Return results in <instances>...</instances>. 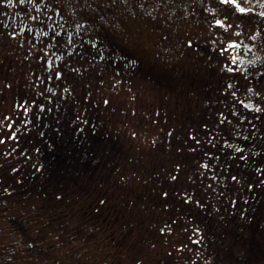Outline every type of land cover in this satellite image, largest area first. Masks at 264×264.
I'll use <instances>...</instances> for the list:
<instances>
[{
    "label": "rangeland",
    "instance_id": "1",
    "mask_svg": "<svg viewBox=\"0 0 264 264\" xmlns=\"http://www.w3.org/2000/svg\"><path fill=\"white\" fill-rule=\"evenodd\" d=\"M237 4L0 0V264H264V0Z\"/></svg>",
    "mask_w": 264,
    "mask_h": 264
},
{
    "label": "flooded vegetation",
    "instance_id": "2",
    "mask_svg": "<svg viewBox=\"0 0 264 264\" xmlns=\"http://www.w3.org/2000/svg\"><path fill=\"white\" fill-rule=\"evenodd\" d=\"M57 14H58V11L56 12ZM70 29L71 28H68V37H69V39H71V37H72V32L73 31H70ZM76 33H78V30H74ZM74 32V33H75ZM35 42H37V40L35 41ZM71 42L69 41V43L68 44H70ZM69 46V45H68ZM41 49V51L42 52H49L50 50L48 49V47H45V48H40ZM27 56H29V55H27ZM30 56H32V55H30ZM39 56V59L41 60L43 57H42V55H38ZM59 57L60 56H57V54L55 55V56H47V57H45V60H46V66H48V68H51V66H52V60H54L55 61V63H57L56 61L59 59ZM121 57V58H120ZM123 57L124 56H117V58L118 59H116V61L117 62H121L120 64H119V67H117L116 69H118V72L116 73V74H118L119 75V73H120V68H122V67H124L125 65H124V59H123ZM95 60V59H94ZM96 60H100V58H98V59H96ZM107 63H110L111 61H112V63H114V65H117L116 63H115V60L113 59V60H111V59H109L108 58V60H105ZM101 72H99L98 74H100ZM51 101V98H49L48 99V102H50ZM94 107H95V104H94ZM38 110H39V112L40 111H42V110H45L46 109V106H43V105H40V106H38V108H37ZM37 118L38 119H41V115L39 114L38 116H37Z\"/></svg>",
    "mask_w": 264,
    "mask_h": 264
},
{
    "label": "trees",
    "instance_id": "3",
    "mask_svg": "<svg viewBox=\"0 0 264 264\" xmlns=\"http://www.w3.org/2000/svg\"><path fill=\"white\" fill-rule=\"evenodd\" d=\"M240 56H243V58H246V59H250L253 55H252V52L249 50V51H247V50H242V49H240ZM134 63V62H133ZM48 102V101H47ZM96 102L94 101V102H92V108H94V104H95ZM39 115V114H38ZM38 115H36V120H42V115H41V119H38L37 118V116ZM227 207V206H226ZM241 207H242V204H241ZM226 210H227V208H226ZM221 223H223V222H221ZM213 224H209L208 226H207V232H208V234L210 233V236H213V235H216V237H218L219 236V234L217 233V227H214V225L212 226ZM221 226H222V224H221Z\"/></svg>",
    "mask_w": 264,
    "mask_h": 264
},
{
    "label": "snow or ice",
    "instance_id": "4",
    "mask_svg": "<svg viewBox=\"0 0 264 264\" xmlns=\"http://www.w3.org/2000/svg\"><path fill=\"white\" fill-rule=\"evenodd\" d=\"M222 2H223V3H232V4H235L236 7L238 8V10H239L241 13H244V12L246 11V9H244V8H242V7H239V5L237 4V0H222ZM216 23H217L218 25H222V22L219 21V20H217ZM228 70L231 71L232 69L229 68ZM9 127H11V125H9ZM14 136H15V133H13V137H14ZM3 142H4V141H3L2 139H0V143H3ZM237 151H240V149H237ZM204 167H207V165H204ZM173 179H175V177H173ZM232 179L235 180L236 177L233 176ZM165 195H167V194L165 193ZM101 203H103V201H101ZM162 231H163V229H162ZM197 242H198V241H197Z\"/></svg>",
    "mask_w": 264,
    "mask_h": 264
}]
</instances>
